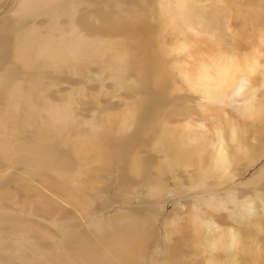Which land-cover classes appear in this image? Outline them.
Masks as SVG:
<instances>
[{
	"label": "bare ground",
	"instance_id": "obj_1",
	"mask_svg": "<svg viewBox=\"0 0 264 264\" xmlns=\"http://www.w3.org/2000/svg\"><path fill=\"white\" fill-rule=\"evenodd\" d=\"M9 1L0 0V12ZM225 1L217 0L228 4ZM202 3L20 0L3 17L0 190L12 189L19 200H37L22 209L23 200L15 209L8 204L11 197H0V264H264V166L245 183L225 189L264 157V27L251 24L257 40L250 37L252 43L244 38L239 48L227 49L224 38L217 42L218 36L214 37L215 42L211 34L212 42L206 28L202 32L186 20L201 12L188 10V5ZM97 10L105 15L116 10L118 16L144 11L152 29L131 38L90 33L82 26V15ZM157 24L156 32L164 37L175 30L179 33L178 43L168 45L165 38L167 60L163 64L153 32ZM90 65H96L95 71L103 68L91 78L104 82L109 71L115 89H132L142 96L116 113L106 106L109 101L104 106L102 101L100 106L91 101L90 111L94 110L88 116L81 113L85 105H91L81 98L85 86L57 88L60 83L55 74L83 75ZM176 81H180L177 86ZM176 98L182 100L177 109L185 106L189 114L181 113L186 118L174 123L161 113ZM194 107L203 115L189 110ZM215 108L224 115L219 123L207 122L217 117L214 112L205 114ZM142 129L151 131L150 136L158 133L154 150L159 157L154 164L143 156L135 138ZM107 170L121 185H145L149 190L143 198L146 202L156 192V202H160L166 179L189 192L208 190L193 194L194 199L208 198L216 218H209L198 230L195 223L201 227L205 221L189 213L186 222L191 224L183 231L171 234L168 228L164 250L155 260L160 211L121 206L101 214L94 211L95 217L85 220L84 212L94 197L90 180ZM178 173L186 179L177 178ZM244 186L253 191L240 198L238 192ZM79 199L82 210L75 206ZM69 205L80 215L58 213ZM224 209L234 224L227 228L221 215ZM170 219L167 216L163 226Z\"/></svg>",
	"mask_w": 264,
	"mask_h": 264
},
{
	"label": "rangeland",
	"instance_id": "obj_2",
	"mask_svg": "<svg viewBox=\"0 0 264 264\" xmlns=\"http://www.w3.org/2000/svg\"><path fill=\"white\" fill-rule=\"evenodd\" d=\"M19 1L20 0H10L9 3L5 6V8L4 9L2 8V11L0 12V21L3 20V17L5 18L10 14V9L15 8ZM201 1H203L204 3L200 4L199 7L198 6L195 7L192 4L188 5V7H187L188 10L194 9L195 11H197V9L199 8L198 10L201 9L200 10L201 12L197 11V13L198 12L199 13L193 17H190V15H188L186 20L188 22H190L192 25H194V27H197L202 32H204V30H205L204 28H206L205 33L207 34V37L209 38L210 41L213 42L214 37L217 38V36L220 39V40L216 39L217 42H221V40L224 38L223 39L224 41H222V44L225 45V48L228 47L227 49H230V48H233L235 45H236L235 48H239V44H242L241 42L243 41L244 38H247L249 41L251 38H253L255 41L257 40V38L254 36L256 31L254 32L252 27L255 24H256V27H261V28L264 27V0H252V1L250 0V3L239 2L237 0H236V2H235V0H226L227 2L229 1L228 4H226V3L223 4V3L217 2V0H211V1L201 0ZM103 12H104L103 10H101V11L97 10V13L92 12V13H87L85 15H82L84 18V20L82 22V26L87 28V30L90 33L94 32L95 34H99V35L102 34L105 38L106 37L111 38V37H117V36L118 37L122 36L123 38L124 37L131 38L134 36L135 37L138 36V34L140 32L143 33V32H146V31H149L152 29L151 28L152 25L148 24L147 21L144 19V17H145L144 11L123 12L119 16H118V13L116 10L113 12H110L107 15H105ZM84 13H79V14H84ZM160 21H162V20H160ZM248 22H250V23H248ZM209 24L211 27L208 26ZM176 26H177V24H176ZM157 27L159 28L160 24L155 25L153 32L156 36L157 53H158V56L160 58V62L162 63L164 60L165 61L167 60V58L163 54L165 51L164 45H163L165 42V38H166L167 42L169 43L168 45L178 43L179 42V33L177 30H175L173 33L174 36L172 34H170L169 37H164L161 32H159V31L156 32V30H159ZM179 28L182 30L183 26H180ZM201 28H203V29L201 30ZM208 28L211 30H208ZM213 28H215V31ZM189 32H192V31H189ZM195 34H197V33H195ZM115 35H117V36H115ZM171 35L173 37H171ZM210 35L213 36L212 37L213 40L211 39ZM186 38H188V37H186ZM189 38L191 39V37H189ZM216 40H214V41L216 42ZM225 41H229V42L226 43ZM230 42L231 43L234 42L233 45ZM250 42L254 43L253 41H250ZM230 45H232V46L230 47ZM158 65L160 66V64H158ZM95 67H96V65L87 66L85 68L83 75H74V74H70V75L59 74L58 75V74H55L58 77V82L60 83L57 86V88L58 87H64L67 84H68V86L69 85L70 86L71 85L85 86V89H84L85 93H83L81 95V98H83L82 100H84V101H85V99H87L86 101L89 100L88 102L91 105H88L87 107L85 105V108L83 109L85 111L84 112L82 111L81 113L88 116L89 111H90L89 106H91V109L93 108L94 105L96 106L97 104L99 106L101 104H102L101 106H104L103 104H106L108 101H109V104L107 103L106 106L111 110L110 112H112L113 110L115 111L117 109H123V108H125V106H127L128 104L129 105L132 104L134 101H136V99L138 100L142 96L138 92L137 93L133 92L132 89H130V90H127L124 88L115 89V87H114L115 81L110 79V77H109L110 72L109 71L107 72L108 75L106 76V79L104 82H100L99 80H97L95 78H91V75L103 70V68L101 66L98 71H95ZM132 73L135 74V72H132ZM135 76H136V74H135ZM177 84H180V81H176L175 85L177 86ZM176 86H175V89H176ZM96 99H97L98 103L97 102L95 103ZM132 99H134V100L132 101ZM121 100H123V101H121ZM91 101L94 102L93 106H92V103H90ZM180 101H182V100L179 98L174 99V102H171L172 104H169L167 107L162 109L161 114H163L167 120L173 121L174 123L179 121V120H184L186 117L184 118V116L181 115V113L186 112L189 114V112L186 111L187 108L185 106L181 107L180 109H177V105L179 104ZM99 102H101V104ZM127 102H128V104H127ZM119 103L120 104L122 103V104L120 105ZM112 104H114L113 105L114 107L112 106ZM116 104H118L117 105L118 107H115ZM170 105H171V107H170ZM184 108H186V109H184ZM93 110H91L90 112H92ZM180 110H182V111H180ZM189 110H196L201 115H203L202 113H204L201 110H199L197 107H194V108L189 109ZM108 111L106 110L105 113L106 112L109 113ZM114 111L112 113H114ZM212 112H214V114L217 115V117H216L217 119L216 118H211V119L208 118L207 122H211V120H213V121L216 120L219 123L220 117L222 115H224L223 111L220 108H215L213 111H211V112L208 111L205 114L207 115L208 113H212ZM115 113H116V111H115ZM161 119H163V117H161ZM200 119H204V118H200ZM74 126L76 127L77 125L75 124ZM249 131H251V130L249 129ZM144 132L145 133L147 132V133L144 134ZM127 134H130L129 131H127ZM150 135H152L151 131L148 132L146 130H143L140 132H136L135 138L139 141V144H140L139 147L141 149H143V151H142L143 156L148 158V159H153V164H154L155 162H157L158 157H159V155L154 150V143L157 140L158 133L155 136H154V134H153V136H150ZM146 140H147V142H145ZM30 141H32V140H30ZM144 143L146 145H144ZM263 166H264V157H262L255 165L250 166L240 177H237L236 181H233L230 184H227L225 189H227L228 187H231V184L234 185L236 182L245 183L247 180L258 175ZM103 172H101V173L98 172L96 174V176L90 180L92 182H90L89 185H92V186L94 185L95 187L91 186L89 188H92V189L95 188V189H93L94 190V192H93L94 197H92V201L89 200V202H88V204L91 203L90 209L87 210V212L88 211L89 212L88 213L84 212L85 220L90 221V219L92 217H95L94 211L96 213L101 214L103 212H107L108 209L111 210V209H115V208L121 207V206L122 207H130L136 211H140V210H150V211H154V210L156 211L157 210V211H160V216H159V219L157 220L158 221L157 222V227H158L157 230L159 232V238H158V241L156 244V248L154 250L155 251L154 252L155 260H158L161 257V252H162V250H164L165 241H166L167 235L169 234V232L167 231L168 228L171 229V231H170L171 234L173 232L178 234L179 232L183 231L187 224H191L190 221H189L190 223L188 221L186 222V220L189 219V217H188L189 213H194V214L198 215L199 217L203 218V220L205 221L202 223L203 225L201 227H199V225L197 223H195V226L197 225L196 227L198 228V230H200L199 228H203L204 226H206V222L208 220H210L209 218H213V217L216 218V214H215L214 210L212 209V207H214V205L208 200V198L204 197L203 200H201V201L200 200L198 201L196 198L194 199L195 194L198 195V193L201 192V194H199V195H202V194L208 192V190H205V192H204V190L198 189V190H194V191L189 192V191H186V190H184L178 186H174V180L173 179H166L164 189H161V192H159V196L161 197L160 202H156V200L158 199L157 198L158 192H156V196L154 197V199L152 197L151 201L146 202V201H143V198H144V196L147 198V193H149V190L147 189V187L145 185H142L140 183L139 184L138 183H136V184L135 183H128L127 185H121L119 182L114 181V178H110V176H112V175L110 174V172L108 170L105 171L104 173ZM144 173H147V171H144ZM177 178H179L182 181L184 179H186L184 176H182L179 173L177 174ZM110 179H112V180H110ZM91 183H93V184H91ZM36 184H38V183H35V185ZM11 190L8 191L9 194H8V192L5 193V192L0 190V197L4 195L7 198V200H8V198L11 197L10 200H8L9 203L7 202L9 205L11 204L10 205L11 208L19 209V206L21 205V201H23V200H24L22 202L23 206L21 205L22 209H27L28 206L31 207L33 205L32 203H36V200H37L36 197H34V198L25 197L26 200L24 198H22L23 200H19L18 197H16L17 194L15 193V191L13 192ZM248 191L252 192L253 189L251 187H248V186L245 187L244 186V187H242L241 191L238 192V195L241 198L243 195H245L247 193L250 194ZM75 201H78V200H75ZM75 201H74V203H75ZM79 201L75 204V206L79 210H82L83 209V204H82L83 201L81 199H79ZM24 203H25V205H24ZM28 203L29 204L31 203V204L29 205ZM27 204H28V206H27ZM206 204L209 205V207ZM25 206H27V207H25ZM195 206H199L200 208H204V209H202V211L200 210L198 212V210H196ZM74 209L75 208H73L72 205L71 206L69 205L67 207H64V210H63V208H62V210L61 209L58 210V213H60V212L63 213L64 211H69L71 214L76 215L78 213L80 215V211H77L76 209L75 210ZM221 211H222L221 215L223 218V222L225 221L224 224L226 225V228L229 227L230 225H234V224H231L232 221L230 222L227 219L228 218L227 217L228 211L225 209L221 210ZM169 215H171V219L168 220L169 224L163 226L164 220ZM183 218L185 221L182 220ZM235 226L238 227L237 225H235ZM164 228H166V229H164ZM226 232H227V229H226ZM205 239L206 238H204L203 241L205 242V244L208 245V243H207L208 239H206V240ZM226 241H224V244L226 243ZM208 251H209V249L206 250V253Z\"/></svg>",
	"mask_w": 264,
	"mask_h": 264
}]
</instances>
